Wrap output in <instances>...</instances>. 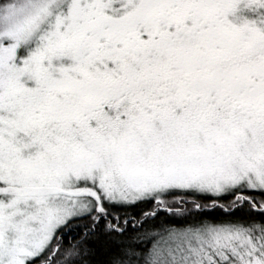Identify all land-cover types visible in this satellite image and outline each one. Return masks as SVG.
<instances>
[{
    "label": "snow or ice",
    "instance_id": "snow-or-ice-1",
    "mask_svg": "<svg viewBox=\"0 0 264 264\" xmlns=\"http://www.w3.org/2000/svg\"><path fill=\"white\" fill-rule=\"evenodd\" d=\"M0 264H264V0H0Z\"/></svg>",
    "mask_w": 264,
    "mask_h": 264
}]
</instances>
